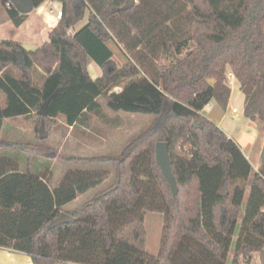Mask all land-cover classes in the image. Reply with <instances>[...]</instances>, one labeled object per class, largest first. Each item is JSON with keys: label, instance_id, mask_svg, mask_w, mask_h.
<instances>
[{"label": "trees", "instance_id": "16d2710c", "mask_svg": "<svg viewBox=\"0 0 264 264\" xmlns=\"http://www.w3.org/2000/svg\"><path fill=\"white\" fill-rule=\"evenodd\" d=\"M8 1L0 3L20 26L27 14ZM58 1L62 16L41 48L0 42V247L34 264H264V145L252 173L240 143L203 112L213 99L227 109L232 72L244 115L264 121V0H136L129 9L126 0ZM121 43L130 53L123 64ZM102 99L113 112L154 117L118 155L88 158L111 168L70 169L51 188L48 172L2 153L10 118L33 116L38 130L44 118L49 131L92 115L120 126L108 123ZM159 142L169 143L176 197L156 159ZM148 211L164 214L156 255L146 250ZM62 212L74 220L48 229Z\"/></svg>", "mask_w": 264, "mask_h": 264}, {"label": "rangeland", "instance_id": "374dc122", "mask_svg": "<svg viewBox=\"0 0 264 264\" xmlns=\"http://www.w3.org/2000/svg\"><path fill=\"white\" fill-rule=\"evenodd\" d=\"M86 22L87 15L75 28L80 29ZM129 54L121 43L118 46L115 57L119 64H123L125 62L124 58H129ZM160 62H165V59H161ZM230 86L232 88V95L229 105L227 109L221 111L222 128L225 132L230 133L231 136L248 138L251 136L250 130L253 132L260 122L253 124V126L243 114L245 98L244 93L239 87V82L233 79ZM102 102L108 115L107 118L110 120L108 123L114 125L119 121L120 126H111L105 120L92 115L88 124L77 126L71 130L59 120L52 130L49 131L46 127L48 136L42 139L39 136V130L33 116L10 118L7 120L8 122L4 130L2 153L17 158L23 170L30 167L36 173L40 171L48 172L51 188L57 187L65 173L70 169L111 168L110 163L102 164L97 160H90L88 158L101 155H118L121 148L132 137L152 124L154 117L149 114L134 112H113L106 105L104 99H102ZM234 106L241 111L239 120H234L232 117V108ZM262 139L264 141V121L261 132ZM253 172L254 169H252ZM110 181L111 179H108L97 187L78 195L73 202L67 205V208H73L89 200L96 193L105 189L110 184ZM248 192L249 187H247V194ZM163 224V213L152 211L145 213L147 230L146 250L149 254L156 255L159 251ZM231 257L232 251L229 261Z\"/></svg>", "mask_w": 264, "mask_h": 264}, {"label": "crops", "instance_id": "0c3cea01", "mask_svg": "<svg viewBox=\"0 0 264 264\" xmlns=\"http://www.w3.org/2000/svg\"><path fill=\"white\" fill-rule=\"evenodd\" d=\"M62 8H63V3L61 1L44 0L39 6L34 7V9L31 12L27 13L26 20L20 26H17L9 18L6 8L0 3V42L3 40L19 41L27 50L30 51H35L41 48L46 42H49L50 32L58 24L60 20V17L57 15V13L58 11H62ZM76 26L77 25L74 26L75 31L79 30L75 28ZM88 67H89L90 75L93 79H96L101 75V69L94 61H91ZM38 71L42 72V74L44 75V72L42 71L41 68H39ZM1 73L2 72H0V74ZM38 78H39V74H38ZM43 78L44 77L41 78L40 80L41 82H43L44 80ZM5 100L6 99L3 92L0 91V105H4L6 102ZM244 104H245V99H244ZM222 110L223 109H221L217 105L216 100L213 99L204 108L203 112L208 117L213 119L216 123H218V125L222 128V114H221ZM243 114H244V110H243ZM247 119L252 125L257 122L258 123L260 122V124L257 125V128L254 127L255 130L253 132L250 130L251 133L250 137L237 138L235 136H231V134L228 132L226 133L240 143L243 152L251 161L255 172L260 167V162H261L260 154L262 147L264 145L263 139L261 140L263 121L251 120L248 117ZM67 127L73 130L75 126H67ZM0 264H34V262L32 257L25 252H21L5 247H0ZM59 264H78V263H59Z\"/></svg>", "mask_w": 264, "mask_h": 264}, {"label": "water", "instance_id": "95a60500", "mask_svg": "<svg viewBox=\"0 0 264 264\" xmlns=\"http://www.w3.org/2000/svg\"><path fill=\"white\" fill-rule=\"evenodd\" d=\"M13 5L19 10L21 13H29L34 9V3L32 0H11ZM136 3V0H126V4L123 6V9H129ZM40 115H47V103L43 105L40 110ZM39 136L43 139L48 136L46 131V123L44 118L41 121V126L39 129ZM156 159L160 167L162 168V172L166 179L169 181L174 197L178 194V184L175 175L172 172L171 167V156L169 151V143L167 142H159L156 147ZM74 217L67 213L62 212L57 218L51 221L48 225V229H52L61 223H67L73 221Z\"/></svg>", "mask_w": 264, "mask_h": 264}, {"label": "built area", "instance_id": "2783aa9c", "mask_svg": "<svg viewBox=\"0 0 264 264\" xmlns=\"http://www.w3.org/2000/svg\"><path fill=\"white\" fill-rule=\"evenodd\" d=\"M7 5H8V6H12V5H13V3L11 2V0L8 1ZM57 15H58L59 17H61V16H62V11H58ZM233 79H236L235 76L233 75L232 72H229V73H228V83H229V85L232 83V80H233ZM232 114H233L232 117H233L234 120H239V117H240L241 111L239 110V108L234 107V108L232 109Z\"/></svg>", "mask_w": 264, "mask_h": 264}]
</instances>
